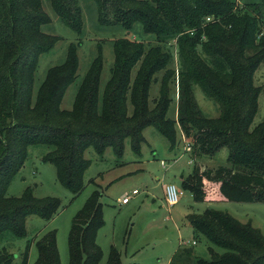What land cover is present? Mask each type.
<instances>
[{
	"label": "trees",
	"instance_id": "16d2710c",
	"mask_svg": "<svg viewBox=\"0 0 264 264\" xmlns=\"http://www.w3.org/2000/svg\"><path fill=\"white\" fill-rule=\"evenodd\" d=\"M78 1L49 0L60 22L80 35L83 21ZM92 1L99 26L129 31L139 23L145 34L154 36V44L128 38L111 41L112 65L101 90L98 44L72 107L66 110L60 104L75 81L81 42L70 43L64 61L49 67L36 86L38 59L60 37L43 31L50 18L41 0H0V239L5 234L25 236L28 216L49 220L61 204L56 197L33 196L28 187L19 197L5 195L29 147H48L41 161L52 164L58 182L76 196L90 164L83 155L86 149L102 156L110 147L120 157L129 139L131 149L139 154L141 133L147 126L160 131L170 148L177 144L178 131L189 140L194 164L180 187L193 201L264 203V120L250 127L261 92L253 76L264 61V0H246L241 5L236 0ZM157 82L158 95L149 105L150 88ZM193 85L217 103L218 116L202 114ZM172 103L176 104L173 118L167 115ZM223 148L226 165L200 170L202 160ZM99 198L93 191L72 218L69 264L101 262L96 235L104 218ZM188 224L194 239L203 237L210 244L209 258L181 247L168 264H264V236L249 222L205 209L189 216ZM35 246L33 264H61L54 230L44 233ZM26 253L27 249L20 264H26ZM12 261L13 255L0 249V264ZM104 264H121L114 246Z\"/></svg>",
	"mask_w": 264,
	"mask_h": 264
},
{
	"label": "rangeland",
	"instance_id": "374dc122",
	"mask_svg": "<svg viewBox=\"0 0 264 264\" xmlns=\"http://www.w3.org/2000/svg\"><path fill=\"white\" fill-rule=\"evenodd\" d=\"M244 1L246 0H236L239 5ZM78 4L81 7L83 21L80 35L60 22L49 0H41L42 9L50 18V22L42 29L60 39L50 51L39 57L35 85L40 83L49 67L64 61L70 43L81 42L76 51L78 67L75 81L66 88L60 104V108L66 110L72 107L74 95L92 59L98 53V44L101 45L102 54L100 90L109 77L112 65L111 41L128 38L142 41L145 45L154 44V36L145 34L139 23H135L129 31L122 27H101L98 25L94 2L79 0ZM172 64L173 67L176 66L175 56ZM253 81L256 86L261 87V92L251 128L264 120V61L255 70ZM192 91L203 115L211 118L218 116L217 103L208 98L198 85H193ZM158 92L157 82L150 88L149 105H152V99ZM174 106L172 103L168 109L167 115L171 118L175 115ZM128 111L130 112L129 105ZM177 133V144L174 148L169 147L167 139L160 131L147 126L141 133L144 141L140 144L139 154L133 152L129 139L124 141L120 157L110 147L104 150L102 156L93 148L86 149L83 155L90 160V164L83 174V188L76 196L58 182L55 167L41 161L48 147L43 145L29 147L27 158L12 177L5 195L19 197L28 187L33 196L56 197L61 204L49 220H43L36 215L28 216L25 220V236L17 238L5 234L0 239V249H5L8 254L13 255L11 264H20L27 249L26 264H33L37 257L36 241L44 233L54 230L60 263L69 264L67 241L71 221L93 191L100 194L104 218V225L96 235L97 244L102 250L100 264L106 262L110 246H114L119 252L121 264H168L175 251L181 247H191L196 256L208 259L207 247L210 244L203 237L195 239L194 244L191 243L194 238L188 224L189 216L200 214L205 209L224 211L241 223L249 222L264 236V203L195 202L188 191L181 190L182 194L177 204L173 206L166 204L161 190L162 184L173 182L181 189V181L178 183V179H173V174L182 173L185 177L191 172L194 164L189 158V140L181 131ZM226 157L227 150L223 148L213 157L202 160L200 170L226 165ZM161 161L165 166L161 165ZM134 189L138 194L132 196L128 203L122 204L121 198L127 194L131 195ZM213 248L221 251L215 246Z\"/></svg>",
	"mask_w": 264,
	"mask_h": 264
},
{
	"label": "built area",
	"instance_id": "2783aa9c",
	"mask_svg": "<svg viewBox=\"0 0 264 264\" xmlns=\"http://www.w3.org/2000/svg\"><path fill=\"white\" fill-rule=\"evenodd\" d=\"M206 20L208 21L209 18H206ZM161 165L165 166V163L163 161H161ZM136 194H138V191L136 189L132 190L131 195L127 194L121 198V203L122 204L128 203L130 198ZM181 194H182L181 189L176 187V185L174 183H168V184L164 185V200L168 206H173V205L177 204Z\"/></svg>",
	"mask_w": 264,
	"mask_h": 264
},
{
	"label": "crops",
	"instance_id": "0c3cea01",
	"mask_svg": "<svg viewBox=\"0 0 264 264\" xmlns=\"http://www.w3.org/2000/svg\"><path fill=\"white\" fill-rule=\"evenodd\" d=\"M174 116H176V104H175V115ZM201 165V164H200ZM191 173V172H190ZM184 176H183V174L181 173H179V174H177V175H175V174H173V179H178V183H179V181H181L182 180V178H183ZM173 183V182H172ZM166 185V184H165ZM164 184H162V186H161V190H162V194H163V197H164ZM192 197V196H191ZM215 202H217V203H223V202H228V201H215ZM206 203H208V204H211V203H213V202H206ZM191 243H195V239H193V241H191Z\"/></svg>",
	"mask_w": 264,
	"mask_h": 264
}]
</instances>
